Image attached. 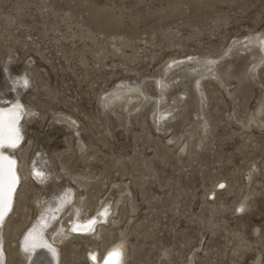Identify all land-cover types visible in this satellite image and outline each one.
<instances>
[{
  "label": "rangeland",
  "instance_id": "1",
  "mask_svg": "<svg viewBox=\"0 0 264 264\" xmlns=\"http://www.w3.org/2000/svg\"><path fill=\"white\" fill-rule=\"evenodd\" d=\"M260 33L264 0H0V104L26 107L0 264H26L23 235L51 218L55 181L74 194L53 228L66 234L52 241L58 264H93L90 253L105 258L120 237L123 264H264V124L247 123L264 98V56L242 47L244 82L218 67V81L204 73L198 91L193 70L185 86L171 84L161 106L187 88L186 107L173 110L182 116L177 133L155 127L151 99L128 120H114L107 100L126 84L156 95L168 67L227 59L234 40ZM34 167L49 180L41 183ZM111 204L98 235L75 229Z\"/></svg>",
  "mask_w": 264,
  "mask_h": 264
},
{
  "label": "bare ground",
  "instance_id": "2",
  "mask_svg": "<svg viewBox=\"0 0 264 264\" xmlns=\"http://www.w3.org/2000/svg\"><path fill=\"white\" fill-rule=\"evenodd\" d=\"M250 34H252V33H250ZM251 36H253V37H251ZM249 44L251 46V50L253 51V53L259 54L258 57L262 59L263 58L262 56H264V33H260L258 35H250V37H247L245 40L244 39L234 40L230 44V46L225 50L224 56H226V55L229 56L227 59H226V57L219 59L222 56H220L219 58L218 57H216V58H214V57L191 58L194 61V63L191 65H187V66H177L176 65L174 68L168 67L167 72H169L170 77L166 76L164 79L158 78L156 80V84L158 86V93H156V95H151V94L145 92L143 90L142 86L138 83L137 84H126V85L118 86L117 88L113 89L111 93H109L107 95L108 104L112 107L111 112L115 117L114 120H121L124 118L126 120H128L130 117V113L136 111V109H138L140 107L142 101L151 99L152 101H154L159 106V108L156 112L157 115H155L157 117H154L155 127L158 130H164V129H169V128L173 127L177 133V129L179 128L182 116L177 117L179 112L174 113L173 110L176 108L186 107L187 102L185 101L184 103H180V101L183 100L187 96L186 95L187 94V92H186L187 88L185 87L183 90H181L180 95L178 97L177 96L172 97L171 98L172 102H168L165 106H161L164 102L168 101L167 100L168 99L167 98V91L171 88V84H180V85L182 84L183 86H185L183 84V82L188 77L189 71L193 70L195 72L194 76H193V82H192L194 84L193 90H194V88H196V90L198 91V90H200V87L202 86V85H200V81H203L202 75L204 73H206L205 76H207V77L211 76L210 79H212V78L215 79L216 77H218V74H219V71L217 69L218 67L221 68V74L223 73L226 76L235 77L236 79L239 80V82H242L243 80L245 81L246 78H244L245 77L244 76V73H245L244 72L245 71L244 66H245L246 56L243 54V50H241V49H242V47H245ZM252 61H254V60H252ZM262 61L264 63V60H262ZM260 64H262V63H260ZM258 65H257V67H258ZM202 67H204V68L203 69H197V68H202ZM254 68H255V66H254ZM246 69H248V68H246ZM255 69H254V71L256 72L257 70H255ZM171 70H173V71H171ZM248 70H246L247 71L246 73H249V75H251L252 73L248 72ZM200 75H201V77L198 78ZM248 77H250V76H248ZM220 80L221 79H219V84L222 83V81L220 83ZM230 80H227V81H230ZM216 81H218L217 78H216ZM224 82H226L225 79H224ZM234 83L236 84V82H234ZM221 85H223V84H221ZM236 87H237V85H236ZM228 88H229V86L227 87V89ZM190 90H192V89H190ZM197 91H195V93ZM235 95H238V93L237 94L234 93V96ZM198 96L200 97L201 95L198 94ZM105 100L106 99H104V102H105ZM25 108L26 107H24L21 103L19 105H17V103H15V105H13V103H12V105H7V106L0 104V254H4V250H3L4 219H6V216H7L8 212L10 211V208L14 202V193H15V190L17 189L16 188L17 185H19L18 183H20V180H21V172H20V169L18 168L19 161L17 158V154L15 152V149H17L20 146V144L22 143L24 136H25L24 124L22 122V115L24 113L23 111H25ZM200 108H202V107H200ZM247 108L248 107H246V109ZM121 110H124V112H125L124 116H122ZM249 110H250V108H249ZM200 111L202 112V110H200ZM201 112H200V114H201ZM244 113H246V112H244ZM202 114H204V113L202 112ZM202 114L200 116H202ZM248 114H249V117H247L248 118L247 123H249L248 121L251 120L254 123L259 122V125H260V123L264 124V98L261 101H259L258 106L255 107L254 111L249 112ZM245 116H248V115H245ZM234 118H236V117L234 116ZM202 120L201 121L203 123L200 122L203 124V127H204V129L203 128L202 129L204 131H206V128H207L206 126H207L208 121L206 120L205 114H204V117ZM118 123L119 122H117L116 124H118ZM247 123H245V124H247ZM240 125H241V123H240ZM242 128H244V127H242ZM176 136H177V134L168 138V140H172V139L176 138ZM79 142L83 147L84 145H83L82 140L80 138H79ZM52 157H53V155H52ZM50 158L51 157H49V159ZM53 159H54V157L51 158L52 162L54 161ZM46 163L49 165L51 162L48 163L46 161ZM34 168H35L34 174H36V176L38 177V180L41 183L47 182L49 180V174L50 173L44 171L45 169L43 170V169L37 168V167H34ZM77 184L79 186H81V185H85L86 182H81L78 180ZM67 193H68V195L71 194V197L68 199L65 198V199L61 200L60 197H62L64 194H67ZM49 194L50 195L47 198V209H48V211H51V218L48 219L49 221L44 223V224L43 223L40 224L39 222L38 223L35 222L36 224H33L26 231V233L23 235V238L21 241V252H22V255L24 256V260L26 259V264H58L59 263V256L61 257L60 249H59L57 243H54L52 241H54V240H56L57 242L63 241L65 239L64 235H66V234L65 233L61 234V233H59L60 229L57 230L55 228V230H53V228L55 227L54 225H56V223H59L57 221H59L61 215L65 214V212H67V210L70 209V208H68V203H69V205L72 203L71 201L73 200V195H74L73 194V188H71L69 185L68 186H65V185L61 186V185H59L58 182L55 181L53 188L49 189ZM76 203H78V202H76ZM72 204L74 205V203H72ZM245 206H246V204L244 205V202H243L240 205L239 209L243 210V208H245ZM69 207L72 208V205H70ZM76 210L78 211V209H76ZM114 210H115V208L111 204V206H109L108 208L102 209L101 214H100L102 217L101 218H99L100 216L97 217L99 219H96L95 221H93L94 219L93 220L89 219L85 222H82L79 219H77L79 221L76 222L75 229L80 233L91 234L92 236H96L99 234L100 230H103L102 229V227L104 226L103 223L107 222L109 220V216L111 213L114 212ZM99 221H101V222L103 221V223H100ZM63 225L64 224H62L61 226L63 227ZM76 230H74V231H76ZM47 231L48 232L51 231V237L49 236ZM62 231H64V230H62ZM124 242L125 241H124V239H122V237H120V240H118L117 242H114L112 244V246L109 249H107V251H106L107 253L105 252L107 254V256L105 258H99V257H97V255L95 253L91 252L90 256H91V259L94 261L93 264H123V262H125V259H124V261H122V258L124 255L123 250H125V252H126V248H124L125 245H123ZM126 254L127 253H125V255ZM127 258H128V256L126 257V261H127ZM256 263L259 264L260 262L256 261ZM187 264H189V263H187Z\"/></svg>",
  "mask_w": 264,
  "mask_h": 264
}]
</instances>
